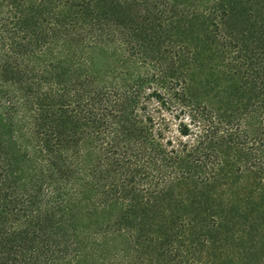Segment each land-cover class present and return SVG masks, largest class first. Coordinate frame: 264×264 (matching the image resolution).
<instances>
[{"label":"trees","instance_id":"trees-1","mask_svg":"<svg viewBox=\"0 0 264 264\" xmlns=\"http://www.w3.org/2000/svg\"><path fill=\"white\" fill-rule=\"evenodd\" d=\"M0 264H264V0H0Z\"/></svg>","mask_w":264,"mask_h":264}]
</instances>
